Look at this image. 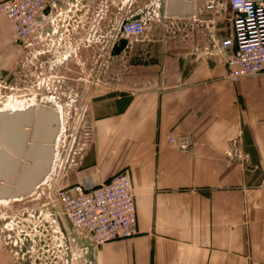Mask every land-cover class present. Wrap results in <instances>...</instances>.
<instances>
[{
	"label": "crops",
	"instance_id": "1",
	"mask_svg": "<svg viewBox=\"0 0 264 264\" xmlns=\"http://www.w3.org/2000/svg\"><path fill=\"white\" fill-rule=\"evenodd\" d=\"M128 1L110 7L100 31L126 12L156 18L103 67L86 109L93 138L67 180L132 179L136 234L102 245L95 264H264V76L230 82L213 50L233 36V12L219 21L205 2L169 17L166 0ZM24 53L0 12V78ZM0 264H13L1 250Z\"/></svg>",
	"mask_w": 264,
	"mask_h": 264
},
{
	"label": "built area",
	"instance_id": "2",
	"mask_svg": "<svg viewBox=\"0 0 264 264\" xmlns=\"http://www.w3.org/2000/svg\"><path fill=\"white\" fill-rule=\"evenodd\" d=\"M79 2L83 0H5L0 3V12L7 18L13 40L25 50L26 60L33 62L46 57L49 65H55L69 48L78 46ZM128 2L99 0L92 18L91 38L106 43L109 55L119 40L129 42L145 37L149 21L156 18L151 8L135 18H130L126 12L118 17L108 34L98 35L101 21L107 17L110 7L120 4L123 10ZM204 8L214 12L219 21L229 10L233 12V36L215 39L213 43V50L225 62L226 78L236 83L242 78L264 76V0H208ZM85 135V142H90L93 138L90 123ZM169 143L184 151L191 147L190 141L184 138L171 136ZM55 199L68 226L65 232L69 242L74 243V248L83 247L80 253L84 262L78 255L80 264H95L102 245L136 234L134 187L127 172H120L97 185H67L55 193Z\"/></svg>",
	"mask_w": 264,
	"mask_h": 264
},
{
	"label": "rangeland",
	"instance_id": "3",
	"mask_svg": "<svg viewBox=\"0 0 264 264\" xmlns=\"http://www.w3.org/2000/svg\"><path fill=\"white\" fill-rule=\"evenodd\" d=\"M98 4L79 2L78 46L69 48L59 62L49 65L46 57L31 62L24 53L17 69L0 78L3 110L34 102L58 109L62 115L48 176L28 196L0 205V250L13 264H80L78 255L84 262L83 247L74 248L69 242L68 226L59 213L55 193L78 173V149L91 142H85L87 105L98 79L109 76L101 67L105 43L91 38ZM111 26L99 28L97 34L105 36Z\"/></svg>",
	"mask_w": 264,
	"mask_h": 264
},
{
	"label": "water",
	"instance_id": "4",
	"mask_svg": "<svg viewBox=\"0 0 264 264\" xmlns=\"http://www.w3.org/2000/svg\"><path fill=\"white\" fill-rule=\"evenodd\" d=\"M166 1L167 16L187 17L208 0ZM127 45L128 40H119L113 56ZM59 130L58 113L51 107L0 113V199H21L34 191L53 164Z\"/></svg>",
	"mask_w": 264,
	"mask_h": 264
},
{
	"label": "bare ground",
	"instance_id": "5",
	"mask_svg": "<svg viewBox=\"0 0 264 264\" xmlns=\"http://www.w3.org/2000/svg\"><path fill=\"white\" fill-rule=\"evenodd\" d=\"M48 101L47 100H44L43 103H47ZM30 106H36V107H39L40 105H37L35 104L34 102L32 103H29V104H25V105H22V106H5L4 110L3 108H0V113L4 112V111H20V110H25L26 108L30 107ZM52 106V105H51ZM57 113H58V116H59V120L62 118V115H61V111L60 110H56ZM63 163V161H62ZM61 163V165H62ZM10 200H18V199H9V200H6V199H0V205L1 204H7L9 203Z\"/></svg>",
	"mask_w": 264,
	"mask_h": 264
},
{
	"label": "flooded vegetation",
	"instance_id": "6",
	"mask_svg": "<svg viewBox=\"0 0 264 264\" xmlns=\"http://www.w3.org/2000/svg\"><path fill=\"white\" fill-rule=\"evenodd\" d=\"M127 47V46H126ZM108 49H107V45H106V43H105V46H104V55H102V61H101V67H104L105 65H106V63H108L110 60H112V59H114L115 58V56H113V54H112V51L110 52V55L108 54V51H107ZM125 50V49H124ZM45 58V57H44ZM56 153V152H55ZM51 168H52V166L49 168V170L47 171V174L41 179V181H40V183L42 182V181H44L45 180V178L48 176V174L50 173V171H51ZM39 183V184H40ZM38 184V185H39Z\"/></svg>",
	"mask_w": 264,
	"mask_h": 264
}]
</instances>
